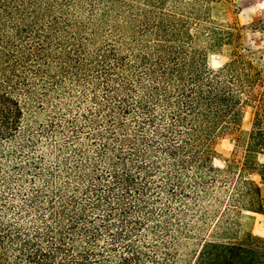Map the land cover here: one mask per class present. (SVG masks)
<instances>
[{"label":"trees","instance_id":"trees-1","mask_svg":"<svg viewBox=\"0 0 264 264\" xmlns=\"http://www.w3.org/2000/svg\"><path fill=\"white\" fill-rule=\"evenodd\" d=\"M214 1L0 0V264H264V108L215 164L243 82Z\"/></svg>","mask_w":264,"mask_h":264},{"label":"rangeland","instance_id":"rangeland-1","mask_svg":"<svg viewBox=\"0 0 264 264\" xmlns=\"http://www.w3.org/2000/svg\"><path fill=\"white\" fill-rule=\"evenodd\" d=\"M211 14L217 25L229 28L236 37L218 49L208 52L211 68L219 69L232 60H239V78L243 82L240 92L242 117L239 126L218 137L215 164L223 167L230 161L242 162L250 142L256 113L264 108V0H215ZM206 46V45H202ZM251 79L252 83H248ZM240 88V87H239ZM264 114L262 125L264 126ZM42 115L40 118H43ZM264 163V153L256 154ZM250 176L259 182L264 195V183L251 171ZM243 228L256 236L264 237V214L246 212Z\"/></svg>","mask_w":264,"mask_h":264}]
</instances>
